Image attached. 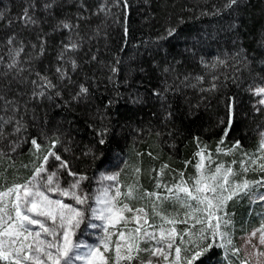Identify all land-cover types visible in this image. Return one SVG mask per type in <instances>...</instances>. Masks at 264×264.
<instances>
[{"label":"trees","instance_id":"trees-1","mask_svg":"<svg viewBox=\"0 0 264 264\" xmlns=\"http://www.w3.org/2000/svg\"><path fill=\"white\" fill-rule=\"evenodd\" d=\"M33 2L37 26L20 19ZM45 4H51L48 15L42 13ZM229 5L230 0H0V191L31 177L49 152L67 162L60 168L51 155L50 166L61 178L70 179L69 171L87 177L86 190L116 157L124 185L135 184L136 195L148 200L153 197L145 192L168 194L158 183L172 187L181 173L185 180L195 177L201 150L211 153V162L205 160L211 171L233 160V170L240 171L245 153L259 155L256 129L264 112L252 106L250 88L264 82V0ZM235 19L233 32L215 30ZM200 32L207 37L183 42ZM70 40L79 47L61 59ZM13 58L16 66L6 68ZM57 68L66 73L63 78ZM42 77L55 87L43 86ZM81 85L88 92L77 95ZM237 141L240 147L225 155ZM217 146L223 151L217 153ZM261 177L264 172L250 170L238 179ZM158 203L166 216L185 212ZM250 207L248 195L224 206L233 240L251 225L248 211L256 208ZM191 223L176 224L177 231ZM228 259L239 264L237 257ZM194 264H227L225 250L214 248Z\"/></svg>","mask_w":264,"mask_h":264},{"label":"snow or ice","instance_id":"snow-or-ice-1","mask_svg":"<svg viewBox=\"0 0 264 264\" xmlns=\"http://www.w3.org/2000/svg\"><path fill=\"white\" fill-rule=\"evenodd\" d=\"M237 2L238 0H230L229 6L236 5ZM45 7L49 8L51 4H45ZM3 15L4 13L0 12V18H3ZM20 19L25 24L37 23L30 15L28 7L24 8ZM60 26L65 29L73 27L68 22H61ZM175 32L176 29H169L168 36H173ZM8 43L11 44L12 39H9ZM78 47L79 45L71 40L64 44L61 59ZM14 51L19 55L23 49ZM217 59L220 64L225 63ZM69 62L73 68L76 67L75 60L69 57ZM16 64L17 60L13 58L12 63L8 65L9 69ZM112 71L116 72L117 69L113 68ZM57 72L61 73V78L66 75L61 68H57ZM41 81L45 87H55L47 77H42ZM215 87L216 85L213 84L212 88ZM87 92L88 89L81 85L77 95ZM39 94L43 95V92ZM254 94H264V87L256 88ZM259 103L264 105V99ZM0 123H3L2 118ZM2 136L0 129V138ZM31 143L37 150L40 149L35 138ZM55 143L54 141L53 147ZM105 143L106 140L101 133L99 144ZM239 147L240 142L237 141L228 152H225V155L231 154ZM216 151L220 153L223 149L217 146ZM257 151L259 155L244 154L246 159L240 160V171L233 170L232 165L236 164L235 160L227 168L222 163H216L215 170L211 171L205 165L206 159L211 162V153L205 156L204 151L201 150L197 153L200 161L196 164L195 177L185 180L181 173V179L172 187L158 183L157 188H165L168 195L145 192L146 197H155L157 201H172L187 209L183 219H169L168 216L157 211L158 205L154 203L151 206L152 218L154 220L159 217L161 219L159 225L149 223V213L143 207L133 209L129 203L123 202V199L143 198L136 195L135 184L127 185V191L124 193H121L117 184L101 186L94 195H89L81 188V182L87 177L77 176L76 173L69 171V175L74 177V180L67 187H62L58 170L48 172L45 167L49 156L55 155L49 152L43 156L42 163L34 169L31 177L23 183L13 184L6 190L0 191V264H120L121 261L126 264H132L133 261L136 264H154V259L156 264L160 261L165 264H181V262L194 264L210 254L214 248L224 249L227 264H235L228 259V256L230 254L239 259L241 250L233 244L230 233L232 221L230 218H225L227 214L222 213V210L227 201L238 198L241 194L250 195L254 188L264 187V177L254 181L238 179L250 170L264 172V163H259L264 160V133H261ZM254 156L256 158H253ZM55 159L60 161L61 157L55 155ZM60 168L66 169L67 162L61 161ZM136 171L139 172V169ZM118 176L119 173H116L103 176V179L116 181ZM64 198L72 202H65ZM257 199L264 201V194H258ZM126 212L132 213V216L126 217ZM218 213L222 214L218 215ZM92 219L103 223H92ZM189 221H192L190 226L180 232L177 231L176 224L189 225ZM130 222H134L135 227L129 229L127 226ZM82 224L91 229L102 228L103 236L99 243L90 244L79 239L78 232L82 231ZM118 225L126 231H113ZM257 233H259V245L264 246V224L251 235L256 236ZM113 235L116 236L115 241L112 239ZM141 243L145 246L141 247ZM248 243H251V240ZM252 246L256 248V245ZM173 250L175 255L170 260ZM112 251L115 252L114 261L106 255ZM253 254L264 257V251ZM239 264H249L248 259L240 260Z\"/></svg>","mask_w":264,"mask_h":264},{"label":"rangeland","instance_id":"rangeland-1","mask_svg":"<svg viewBox=\"0 0 264 264\" xmlns=\"http://www.w3.org/2000/svg\"><path fill=\"white\" fill-rule=\"evenodd\" d=\"M36 4H37L36 2L35 3L33 2V4H31L32 6L30 7L31 8V10H30L31 16L37 21V23L32 24V25H35V26H37L38 22H41L40 19L37 18L38 16H36V14H35L36 12L34 13V10H33L35 7H37L36 9H38V5H36ZM41 9H42V13H44L45 15H48L49 13H51L50 7L46 8L45 5H41ZM233 12L235 13V17H238L237 14H236V11H233ZM103 14L105 15L106 13L104 12ZM236 20L237 19H235L234 22L233 21L232 22L231 21L230 22H226V23H224V22L221 23L220 22L221 24L215 25V30L218 32V31H221L223 29H226L228 32H230V30L232 31V29H233L232 27H234L235 25L238 24ZM218 25H220V27ZM224 25H225V27H224ZM212 36H213L212 34H209V37H212ZM206 37L207 36H205V32H203V33L199 34L198 37L185 38V39H183V42L187 43V42L191 41L192 44H194V43L196 44L197 41H199L202 38H206ZM198 38H199V40H198ZM16 39L17 38L14 37L12 39V42L15 41ZM224 54H225V52H224ZM227 55L228 54L226 53V57H228ZM3 61H4V59H3ZM1 63L3 64L2 61H1ZM5 66H6V68L8 66L6 61H5ZM258 87H264V82L263 81H257L250 88V93L252 94V98H253L252 106L254 107V109L257 112H259L260 110H262L264 112V105L259 103V101L261 99H264V94H261V95L254 94V90L256 88H258ZM261 133H264V118H263V121L258 123L257 129H256V134L258 135L259 140H261ZM53 157L55 158V155ZM61 161L62 160L57 161V162H59V165H60ZM50 163H51V156H49L48 163L45 165V167L48 170V172L55 171V170H53V167L50 166L51 165ZM118 165H119V163L116 160V157H114L113 161L111 163H109L106 166H104L100 170V172H98L96 174V176H94V178L92 179V182H91L92 184H91L89 189L86 190L84 188V186H83V181L81 182V188L83 189V191L88 193L89 195H94L97 192V190L99 188H101V186H109V185H117L118 184L119 187H120L121 193L126 192L127 191V187H126L127 185H124V183L120 179V176H118L116 181H109V180L103 179V176L119 173ZM45 175H46V173H45ZM60 178H61V176H60ZM73 180H74V177H72V176L68 180L65 179V178H61L62 187H67L70 183L73 182ZM10 186H12V185H10ZM10 186H8V187H10ZM6 188L1 190V191L6 190ZM113 194H114V191H113ZM258 194H264V187L254 188L252 193L250 195H248V200L250 201V204H251L250 208H256V210L251 212L252 209H249L250 211H248L247 217L249 218L248 222L250 221L251 225L247 226V229L244 230L243 232H241L237 236V238L235 240H233V244L237 248H240V250H241L240 253H239L238 262L240 260L248 259L249 264H257V260H259V264H264V257H257L256 255L253 254L255 252L264 251V246L259 245V233H257L256 236H252L251 235V233L253 231H255L256 229H259L261 227V225L264 224V201H260V200L257 199ZM241 195H243V194H241ZM162 196H164V195H162ZM181 196H183L182 193H181ZM53 198H56V197L53 196ZM64 199H65V202H72L68 198H64ZM142 199L143 200H139V199H133V200L123 199V202L129 203V206L132 207L133 209L143 207L149 213V223H153V224L159 225L161 223V219L159 217H156L153 220V218H152V207H151L154 203L156 205H158V204L160 205V203H158L159 201H157L155 199V197H153L152 200H148L146 198H142ZM168 202L173 203L172 201H168ZM173 204H177V203H173ZM177 205L180 206V204H177ZM183 211L186 212L187 209L183 208ZM185 212H182V215H178L180 217H176V216L174 217V216H169L168 215V218L169 219H173V218L183 219L184 216H185ZM218 215H220V214L218 213ZM125 216L130 218L132 216V213H127L126 212ZM91 222L92 223H97V224H102L103 223L101 221H97V220H94V219H92ZM127 227L129 229H131V228L135 227V223L134 222H130ZM165 227H171V225H165ZM175 227H176V225H175ZM81 229H82V231L78 232V237H79L80 240H84L86 243L97 244V243H99L100 238L103 236L102 228L101 229H91V228L86 227L85 224H82ZM120 230H125V229H123L122 226L118 225L117 229H115L113 231H120ZM112 239H113V241H115L116 236L113 235ZM249 240H251V243H248ZM177 244H179L178 240H177ZM252 245H256V248L254 249ZM144 246L145 245L143 243H141V247H144ZM106 255H108L111 258V260H113V261L115 260V252L114 251L109 252ZM174 255L175 254H174V250H173V253H172V255L170 256L169 259L171 260L174 257ZM144 258H146V256ZM234 262H236V261H234ZM120 264H126V262L121 261ZM132 264H136V262L133 261ZM154 264H156L155 259H154ZM159 264H165V262L160 261ZM181 264H182V262H181Z\"/></svg>","mask_w":264,"mask_h":264},{"label":"bare ground","instance_id":"bare-ground-1","mask_svg":"<svg viewBox=\"0 0 264 264\" xmlns=\"http://www.w3.org/2000/svg\"><path fill=\"white\" fill-rule=\"evenodd\" d=\"M201 33V32H200Z\"/></svg>","mask_w":264,"mask_h":264}]
</instances>
